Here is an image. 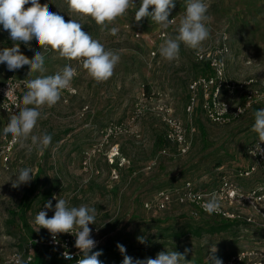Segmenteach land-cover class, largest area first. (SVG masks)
<instances>
[{"label":"rangeland","instance_id":"1","mask_svg":"<svg viewBox=\"0 0 264 264\" xmlns=\"http://www.w3.org/2000/svg\"><path fill=\"white\" fill-rule=\"evenodd\" d=\"M39 2L47 3L49 10L62 15L65 21L76 19L83 25L82 30L106 49L117 51L120 62L108 81L97 83L78 62L46 52L49 57L45 72L39 75L55 74L66 64L76 67L78 74L71 83V92L64 90L54 107L43 109L47 118L40 119L34 130L35 135H51V145L43 151L32 146L30 140L24 147L18 145L9 168L0 170V264H13L16 253L27 263L36 249L46 248L45 235L36 231L34 221L42 203L51 200L54 210L57 200L53 197L65 199L70 206L95 207V224L89 227H98L103 243L113 239V246H117L130 239L137 241L146 234L144 237L150 241L145 240L142 248L134 243L135 249L127 252L129 244L124 245V254L133 261L155 258L166 250L183 253L188 248L191 251L186 260L205 264L211 245L216 246V256L222 261L243 250L263 252L264 218L250 208L237 209L254 218L251 225L233 223L221 232L205 233L201 238L188 236L174 242L160 239L157 230L151 234L145 231L150 226L164 228L181 222L211 226L221 221L201 215L189 204L172 201L166 210L160 211L147 209L144 202L160 189L175 194L187 180L212 186L220 172L231 175L245 191L262 183L261 174L240 178L236 172L250 164L246 150L258 139V134L252 131L254 112L264 108V0H206L212 17L210 38L200 50L181 44L179 57L172 62L160 56L159 46L167 37L176 35L185 0H174L181 5L169 17L176 20L169 29L161 30L147 17L136 22L135 9L130 8L124 17L108 26L118 27L115 36L107 29L101 31L90 17L81 18L69 12L65 0ZM135 2L138 8L140 0ZM162 32L166 33L164 38L160 37ZM224 35L230 48L229 80L241 83L253 79V88L260 96L242 115L228 124L218 125L210 122L200 108L192 114L187 112L188 85L201 75L195 65L196 53L220 46ZM14 77L34 79L22 76L19 71ZM224 95L234 108L244 102L240 92ZM161 106L171 108L186 125L192 140L189 154L179 156L171 148V155H161L157 150V137L166 131L157 109ZM7 122V115L0 109V138ZM153 162L156 164L150 168ZM40 166L46 171L38 182ZM24 167L33 169L34 179L13 188L9 179L14 180L18 170ZM31 200L33 203L28 208ZM113 259L110 256L108 261Z\"/></svg>","mask_w":264,"mask_h":264},{"label":"clouds","instance_id":"2","mask_svg":"<svg viewBox=\"0 0 264 264\" xmlns=\"http://www.w3.org/2000/svg\"><path fill=\"white\" fill-rule=\"evenodd\" d=\"M31 5L25 7L26 5ZM68 11L81 18L90 17L100 26L101 31L108 30L110 35H117L118 27H108L118 18L124 17L130 8L135 9L134 19L140 22L143 18H150L161 30H167L176 24L175 18L169 19L174 0H140L138 8L135 0H65ZM151 9V10H150ZM209 4L206 0H185V10L181 14L179 24L175 28L176 35L167 37L159 46L160 56L172 62L179 57L181 44L192 50H200L203 43L211 36L210 23L212 17L208 14ZM0 25L9 33L13 42L12 47H5L0 51V64H6L9 71H15L25 65L29 72H45L46 52H55L60 58L76 61L79 66L97 83L108 81L120 62L117 51L106 49L104 44L94 39L83 25L76 19L65 21L58 13L51 12L48 4H41L39 0H0ZM35 39L42 51L35 52L29 59L20 51L23 43L30 48V42ZM31 50V49H30ZM78 74L77 68L66 64L52 75H39L25 83L26 91L22 96L23 107L17 106L18 115H11L9 122L3 129L5 137L11 135L12 142L24 147L31 141L39 151L47 149L52 142V136L44 133L35 135L34 130L40 119H46L43 112L45 107H54L62 97L64 90L71 88V83ZM226 109V107H225ZM255 122L252 131L258 134L259 142H264V108L254 112ZM31 148H29V152ZM251 155L264 154V149L257 143ZM33 169L24 167L18 170L15 179H9L13 188L28 184L33 178ZM54 215L49 218L46 210H40L35 217V224L47 229L53 240L58 234H73L75 247L82 253L77 264H102L98 259L102 251H93L96 241L91 237L90 224H95L97 209L85 204L70 206L63 198L57 199ZM52 202L45 204V209H52ZM209 215L221 210V200L218 194L212 193L202 205ZM141 243L143 238H138ZM123 254L126 249L117 244ZM209 254L205 264H223L222 259L216 256L218 249L215 245L209 246ZM191 250L185 248L183 253L174 250L159 252L155 258L135 260L125 255L122 264H191L186 256ZM65 259H72L68 252H64ZM14 264H25L20 255L13 257Z\"/></svg>","mask_w":264,"mask_h":264},{"label":"built area","instance_id":"3","mask_svg":"<svg viewBox=\"0 0 264 264\" xmlns=\"http://www.w3.org/2000/svg\"><path fill=\"white\" fill-rule=\"evenodd\" d=\"M165 36V32L160 34L161 38ZM229 53L230 48L228 46L227 35L222 37V44L220 46L212 50L196 53L197 61L207 62L209 64L210 73L201 74L190 81L188 85L189 103L187 105V112L189 114L194 113L197 108H200L210 122L218 125H225L230 123L233 118L242 115L246 110L250 109L258 100L260 93L253 88V79L241 83H235L229 80L227 75V57ZM25 83L26 80L11 77L0 85V108L2 112L7 115L8 122L11 115L19 114L17 106L22 107L21 92L25 87ZM68 91L71 92V88L68 89ZM225 92L229 94L235 92L242 93L244 96L243 104L235 108L232 107L225 98ZM157 109L165 122L166 131L164 137L169 143V146L160 151L161 155H171V148H173L174 152L179 156L189 154L192 147V140L189 137L190 134L186 125L173 114L171 108L161 106ZM257 143L260 144L261 149H264V142H259V140L250 145L247 149L251 159L250 165L238 169L236 177L251 178L258 172H261L264 176V154L257 153L253 156L250 152V150H255ZM18 145V143L12 142L11 135L5 137L3 134L1 136L0 170L9 168L11 158ZM155 164L156 162H153L150 168ZM212 193L218 194L221 200V210L218 213H213L216 216L227 220H242L254 223L255 220L251 215L244 214L237 209L239 207H247L252 209L256 215L264 218V181L250 190L245 191L233 177L228 174L222 176L217 186L205 190L197 189L196 185L190 180L184 182L175 194L164 189L158 190L151 200L144 202V206L149 210L154 208L162 211L166 210L172 201H176L180 204L195 206L197 210L206 213L202 205L210 198ZM47 202L39 206L36 215L40 210H46L49 218L54 215L53 209H45V204ZM34 225L38 229L39 226L36 224ZM40 231L45 235L44 243L46 247L59 253L63 258L64 252H68L72 256V259L64 258L65 260H73L82 254L79 249L75 247L76 237L73 234H58L56 239L53 240L47 229L41 228ZM91 237L97 242L94 248L96 249L101 242L98 228L92 229ZM36 241H38V239ZM16 255L19 254H14V256ZM223 264H264V251L259 252L256 249L243 250L230 256L223 261Z\"/></svg>","mask_w":264,"mask_h":264},{"label":"trees","instance_id":"4","mask_svg":"<svg viewBox=\"0 0 264 264\" xmlns=\"http://www.w3.org/2000/svg\"><path fill=\"white\" fill-rule=\"evenodd\" d=\"M180 5L181 4H175V8L172 9L171 14H170L169 17H172V16L175 15V13L177 12V9L179 8ZM12 46H13V42L9 38V33L7 31L0 30V51H2L5 47H12ZM20 51L25 56H27L29 59H31V58H33L35 52L42 51V49L37 45L35 39H33L30 42V48H29V46H26L23 43H21L20 44ZM44 55H45V64H46L48 62V57L49 56L47 57V53H45ZM195 65L197 66V68H199L201 70V74H209L210 73V67H209V64L207 62H199L196 59V64ZM24 70H28L29 71V66L25 65V66H23L22 68H20L18 70L9 71L6 64H0V85L3 84L4 82H6L9 78L14 77V75L18 71L20 72V74L22 76H32L33 78H36L39 75V72H35V73L28 72V73H25V72H23ZM23 94L24 93H23V90H22V92H21V100H22ZM257 140H255V141H257ZM167 146H169V143L165 139L164 135L163 136H158L157 140H156L157 150L161 151L163 148H165ZM248 147H247V149H248ZM246 154H247L248 158L250 159L247 150H246ZM45 171L46 170H45L44 166H42V167L40 166L39 167L38 173H37L38 182H39V179H41V177H44ZM258 173H255L253 176L255 177V175H260L261 174V176H262L261 180L263 182L264 181L263 174L261 172H258ZM227 174L228 173L220 172L218 174L219 176L217 175V179H216L215 183L212 186H210V185H198V184L196 185L194 182L193 183L196 185L197 189H199V190H205V189L213 188V187H215V186H217L219 184L220 179L222 178V176L227 175ZM36 184H37V181L34 184H32L33 188H35ZM32 203H33L32 200L29 201L27 203V207L30 208ZM193 207L195 208V210H197V208L195 206H193ZM197 211L201 215H209L208 213H203V212H201L199 210H197ZM210 216L219 219L221 222L216 223V224L211 225V226L208 225V224H196V225H193L190 222H181L180 224H177L176 226H172L171 225V226H167V227H164V228H157L155 226H150L149 228L146 229L145 233H150L151 234L152 231L157 230V232L160 233V239L165 240V241L173 240L174 242H180L183 238H186L188 236H193L195 238H201L205 233L221 232V231L226 230L227 228H229V226L231 224H233V223L245 224V225L253 224V223H249L247 221H242V220H227V219H224L222 217L216 216L214 214H211ZM93 228H98V227H93ZM100 236H101L100 237L101 238V242H100L99 246L96 249L93 250V251H102V255L98 259L102 262V264H122L125 254L124 253L122 254L119 251L117 246H113V244H114L113 243L114 242L113 239H110L106 243H103L104 242L103 236L102 235H100ZM144 236L146 237V234H143V236H140V238H143L144 241L148 240ZM148 241H150V240H148ZM134 243H137L138 248H142V244L143 243H141L139 239H137V241H132L130 239V240H127V242L126 241L123 242L121 245L124 246L126 244H129V246H128L129 248L127 250V252H129V251H132L133 249H135L134 246L136 244H134ZM81 256H82V254L80 256H77L73 260H65L59 253L55 252L54 250H50L48 247H46V248L36 249L35 250V254L32 257V259L29 262L25 263V264H77V261L81 258ZM110 256H112L114 258L112 262L108 261Z\"/></svg>","mask_w":264,"mask_h":264}]
</instances>
